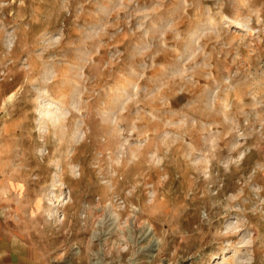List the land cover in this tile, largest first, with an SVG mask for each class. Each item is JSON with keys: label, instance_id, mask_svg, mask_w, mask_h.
Returning a JSON list of instances; mask_svg holds the SVG:
<instances>
[{"label": "rangeland", "instance_id": "374dc122", "mask_svg": "<svg viewBox=\"0 0 264 264\" xmlns=\"http://www.w3.org/2000/svg\"><path fill=\"white\" fill-rule=\"evenodd\" d=\"M0 180L44 264H264V0H0Z\"/></svg>", "mask_w": 264, "mask_h": 264}, {"label": "crops", "instance_id": "0c3cea01", "mask_svg": "<svg viewBox=\"0 0 264 264\" xmlns=\"http://www.w3.org/2000/svg\"><path fill=\"white\" fill-rule=\"evenodd\" d=\"M8 186L0 180V264H44L32 241L16 235L8 210L4 208Z\"/></svg>", "mask_w": 264, "mask_h": 264}]
</instances>
